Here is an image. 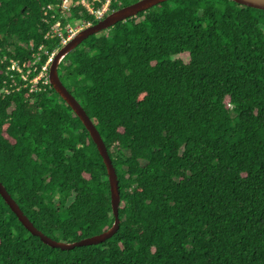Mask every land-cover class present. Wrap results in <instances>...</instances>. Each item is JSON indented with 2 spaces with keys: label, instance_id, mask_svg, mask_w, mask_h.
Returning <instances> with one entry per match:
<instances>
[{
  "label": "trees",
  "instance_id": "1",
  "mask_svg": "<svg viewBox=\"0 0 264 264\" xmlns=\"http://www.w3.org/2000/svg\"><path fill=\"white\" fill-rule=\"evenodd\" d=\"M56 1L0 0V88L1 57L31 58ZM58 74L107 148L119 226L50 247L0 195V264H264V10L166 0L84 39ZM0 181L53 239L113 224L103 159L53 88L0 93Z\"/></svg>",
  "mask_w": 264,
  "mask_h": 264
},
{
  "label": "water",
  "instance_id": "2",
  "mask_svg": "<svg viewBox=\"0 0 264 264\" xmlns=\"http://www.w3.org/2000/svg\"><path fill=\"white\" fill-rule=\"evenodd\" d=\"M166 0H136L132 3L124 5L120 8L114 9L107 13L104 18L97 21L95 24L80 31L73 39H71L65 46H63L54 56L50 68L49 79L52 88L59 94V96L67 103V105L73 110L76 116L80 119L86 130L89 132L90 137L94 141L99 154L103 159V163L106 168L109 182L111 208L114 215L113 224L106 230L84 237L82 239L73 242H63L53 239L45 235L42 231L34 226L29 218L23 213L16 201L7 192L5 186L0 181V195L7 203L9 208L15 213L20 223L26 228L32 235L38 236L41 241L50 247H57L62 250L71 249L76 246H86L99 244L106 239L112 237L117 231L119 226L118 206L120 201L119 185L115 168L111 162V158L107 152V148L100 136L97 128L89 118L78 100L67 90L59 78L58 65L62 58L79 45L84 39L90 35L96 34L101 30H106L119 21H124L127 18L136 16L139 12L146 11L154 5L164 2ZM238 4H242L248 7L264 10V0H233Z\"/></svg>",
  "mask_w": 264,
  "mask_h": 264
},
{
  "label": "built area",
  "instance_id": "3",
  "mask_svg": "<svg viewBox=\"0 0 264 264\" xmlns=\"http://www.w3.org/2000/svg\"><path fill=\"white\" fill-rule=\"evenodd\" d=\"M99 0H57L42 7L43 22L48 25L43 42L35 46L29 41L31 58L1 57L6 62L7 83L0 88V93H9L20 88L29 93L38 94L52 88L49 68L55 54L80 31L95 24L109 13L110 1L105 0L99 6ZM74 12V13H73Z\"/></svg>",
  "mask_w": 264,
  "mask_h": 264
}]
</instances>
